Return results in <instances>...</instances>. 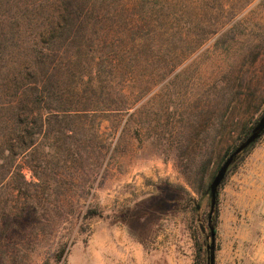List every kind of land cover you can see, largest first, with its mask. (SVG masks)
<instances>
[{
    "label": "rangeland",
    "instance_id": "obj_1",
    "mask_svg": "<svg viewBox=\"0 0 264 264\" xmlns=\"http://www.w3.org/2000/svg\"><path fill=\"white\" fill-rule=\"evenodd\" d=\"M185 3L170 29L171 47L198 49L185 63L118 117L58 134L41 186L33 158L12 167L31 191L12 174L0 191V264H210V184L264 116V0ZM95 206L105 216L85 219ZM212 224L214 264H264V133L227 172Z\"/></svg>",
    "mask_w": 264,
    "mask_h": 264
},
{
    "label": "trees",
    "instance_id": "obj_2",
    "mask_svg": "<svg viewBox=\"0 0 264 264\" xmlns=\"http://www.w3.org/2000/svg\"><path fill=\"white\" fill-rule=\"evenodd\" d=\"M185 4L0 0V191L7 188L11 174L18 176L12 178L16 191H31L21 169L14 174L11 170L19 158L35 160L31 168L38 181L31 186H41L43 172L55 161L50 158L56 159L58 134L79 128L77 119L118 117L198 50L171 47L176 35L170 29L184 15ZM178 37L188 41L182 34ZM138 79L142 83L137 88ZM251 127L246 125L228 155ZM55 175L56 170L50 187L56 190ZM179 189L183 198L176 200V208L187 209L193 197ZM103 216L95 206L83 217ZM63 253L61 249L59 258Z\"/></svg>",
    "mask_w": 264,
    "mask_h": 264
},
{
    "label": "water",
    "instance_id": "obj_3",
    "mask_svg": "<svg viewBox=\"0 0 264 264\" xmlns=\"http://www.w3.org/2000/svg\"><path fill=\"white\" fill-rule=\"evenodd\" d=\"M263 133H264V116L261 118L258 124L253 128V130L247 136V138L242 143H240L235 148V150L232 151V153L226 158V160L220 166L217 174L215 175V177L213 178L210 184L209 190H210V197H211V208H210V216H209V227H210L211 243L208 246L211 250L210 264H214L215 262L216 229H215V226L212 224V218H213L215 208L217 205L219 187L223 183L227 175V172L229 171L230 167L235 162L237 157L243 151L249 148L252 144H254ZM197 208H200V206L198 205Z\"/></svg>",
    "mask_w": 264,
    "mask_h": 264
}]
</instances>
